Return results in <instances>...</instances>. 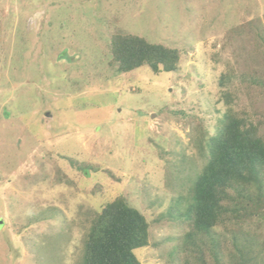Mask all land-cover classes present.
Instances as JSON below:
<instances>
[{"label": "rangeland", "instance_id": "1", "mask_svg": "<svg viewBox=\"0 0 264 264\" xmlns=\"http://www.w3.org/2000/svg\"><path fill=\"white\" fill-rule=\"evenodd\" d=\"M119 30L178 49L179 70L120 74ZM261 32L264 0H0V264H83L92 220L120 196L150 223L141 264H201L208 236L166 213L205 167L222 75L264 126ZM253 228L262 250L264 217ZM212 236L236 264L225 228Z\"/></svg>", "mask_w": 264, "mask_h": 264}, {"label": "trees", "instance_id": "2", "mask_svg": "<svg viewBox=\"0 0 264 264\" xmlns=\"http://www.w3.org/2000/svg\"><path fill=\"white\" fill-rule=\"evenodd\" d=\"M260 39L264 43L262 32ZM110 52L120 74L143 66L150 67L156 74L177 72L181 59L178 49L120 30L111 35ZM233 77L228 73L220 78L226 109L208 139L207 162L189 189L188 204L182 210L176 202L166 213L168 219L180 218L191 224L197 233L208 236L212 253L205 249L197 254L201 264H228L223 254L225 243L212 236V230L218 226L224 227L230 235L226 246L234 248L231 257L236 264H259L260 257V264H264L263 245L261 250L253 228L254 219L264 217V126L245 108L235 107ZM250 83L261 85L262 81L252 78ZM149 240L147 218L120 196L92 220L83 264H141L135 251L148 247ZM191 241L197 249L196 238ZM207 254L212 255V261Z\"/></svg>", "mask_w": 264, "mask_h": 264}, {"label": "water", "instance_id": "3", "mask_svg": "<svg viewBox=\"0 0 264 264\" xmlns=\"http://www.w3.org/2000/svg\"><path fill=\"white\" fill-rule=\"evenodd\" d=\"M66 56H67V58H68V57H72L74 63H75V62L78 63V62H80L81 59H82V55L79 54V53L74 54V55L68 54V55H66ZM66 56L64 55V56L61 58V60H63V58L66 57ZM65 60H66V59H65ZM73 61H72V62H73Z\"/></svg>", "mask_w": 264, "mask_h": 264}]
</instances>
